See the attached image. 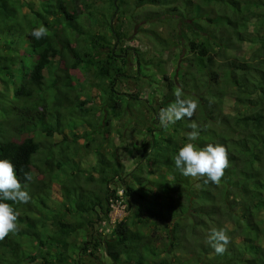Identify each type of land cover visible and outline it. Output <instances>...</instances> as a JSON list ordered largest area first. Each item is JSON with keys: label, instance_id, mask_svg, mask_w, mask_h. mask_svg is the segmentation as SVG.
I'll return each mask as SVG.
<instances>
[{"label": "trees", "instance_id": "16d2710c", "mask_svg": "<svg viewBox=\"0 0 264 264\" xmlns=\"http://www.w3.org/2000/svg\"><path fill=\"white\" fill-rule=\"evenodd\" d=\"M200 1L224 10L210 19L195 0H145L156 10L180 14L175 24L181 34H197L183 44L184 58L175 75H163L169 95L162 109L175 102L174 91L179 87L184 98L199 102L201 122L197 123L195 114L191 120L184 117L170 122L176 136L169 137L148 128L151 155L146 165L155 171L154 179L143 176L137 168L127 174L124 164L98 149L96 163L87 171L92 187L77 182L82 172L79 167L67 177L70 181L60 186L62 203L56 205L63 206L54 212L48 205L53 201L50 182L66 174L75 158L73 153L56 151L51 140L66 130L75 135L77 126L83 124L77 109L88 114L85 101L78 98L72 73L97 70L95 77L102 83L109 81L102 97L124 101L126 96L120 95L115 85L117 76L124 75L126 60L119 63L115 47L109 50L107 42L91 39L78 23L77 11L69 10L67 0H0V159L13 163L31 196L27 204L0 201L12 204L19 212L18 231L0 240V264L38 263L39 258L38 264H87L82 261L91 262L101 249L111 264H181V256L194 259L196 264H264V60L258 68L244 58L226 54L238 43L257 40L249 34L247 24H241L246 9L242 3L252 0ZM254 3L264 8V0ZM122 4L126 0H113L111 7ZM41 25L48 29V35L36 40L31 32ZM120 26L113 27L117 44L128 37ZM259 51L264 53V43ZM145 63L138 57L135 76L143 73ZM229 100L238 111L235 124L224 113L223 106ZM192 121L200 135L187 143L198 149L208 144L227 149L229 163L219 183L185 177L175 167L173 158L185 145L177 139L180 133L187 136ZM89 124L92 131L85 136L90 144L85 148L96 142L93 136L97 133L106 139L110 135V121H106V130L97 121ZM35 134L45 138L46 144L36 140ZM25 173L31 174V181H25ZM156 192L165 196L158 200ZM116 202L126 206L127 217L112 224ZM135 207L141 213L136 224H131L128 214ZM45 210L53 214L46 223ZM68 217L73 221H67ZM165 221L173 225L167 241L162 242L160 231L145 232L148 223ZM104 224L110 238L97 234V226ZM213 228H224L230 237L223 254H216L206 243ZM77 236L84 240L76 241ZM27 243L35 246V255L18 250Z\"/></svg>", "mask_w": 264, "mask_h": 264}, {"label": "rangeland", "instance_id": "374dc122", "mask_svg": "<svg viewBox=\"0 0 264 264\" xmlns=\"http://www.w3.org/2000/svg\"><path fill=\"white\" fill-rule=\"evenodd\" d=\"M240 1L244 2V0ZM254 1L252 0V3L249 2V4H246L247 1L242 3L245 5L243 10L244 8L246 9L244 10L245 14L241 17L243 19L241 24H247L249 34L257 38V40L255 42L238 43L226 54L228 57L244 58L250 66L260 68V62L264 60V53L261 54L259 51L260 45L264 43V8L261 9ZM195 2L201 5L203 13L209 16L210 19L215 18L218 13L224 10L220 5H205L200 0H195ZM67 3L70 11H77L79 15L78 23L86 28L89 35L91 34V39L99 43L102 41L104 43L107 42L109 50L115 47L114 51L117 54L116 59L119 63L122 59L126 60L122 66L124 75L117 76L115 89L120 95L126 96L122 98L129 104L124 103L123 100H112L114 96L111 99L107 95L102 97L103 89L108 88L109 81L105 80L102 83L100 78L95 77L98 73L97 70H92L90 73L82 71L72 73L76 91L79 93L78 98H80V101H85L84 108L88 111V114L77 109L76 114L81 119L83 118V121H81L83 124L77 126L75 135L71 130H66L64 135H55L54 139L51 140L56 151L73 153L75 158V163L72 161L70 167L66 168V174L61 173L59 179L54 177L56 180H51L50 182L53 184L51 189L53 201L49 202L48 205L54 212L57 211L55 210L57 207L62 208L63 206L62 204L56 205L62 203L60 186H65L64 183L70 181V178L68 180L67 177H71L72 173L79 167L82 172L79 173L77 182L82 183V186L89 184L92 187V180H90L91 177L87 171L95 165L97 158L95 157V151L98 149L109 153L113 160H118V162L124 164L127 174L132 173L137 168L139 173L143 172V176L152 179L156 178L155 171L146 165V159L151 155L150 134L147 130L152 127L155 129L154 132L156 134L161 133L165 137H169L170 134L176 136L171 124H168L167 127L161 125V110L166 107L167 96L169 95L167 88L164 86L163 75L166 73L175 75L181 60L184 58L182 55L183 44L187 43L189 39L197 38V34H181L179 32L175 21L181 19L180 14L171 12L169 9L156 10L147 5L145 0H126V4H122L120 7L115 6V9L111 7L113 0H67ZM174 15H177V17H173ZM232 16L239 19L238 15ZM119 25H121V29L127 30L125 34L128 37L117 44L113 39L115 37H113L112 33L113 27L117 29ZM256 29H258L259 33L256 32ZM89 35L86 36L88 41ZM246 36L248 34H245ZM79 40L85 42V39L79 38ZM213 41L217 42V40ZM72 43L73 46L77 45L76 41H72ZM138 57L146 60V63L143 73L135 76ZM148 61H150V64H148ZM161 61H163L162 65L156 66ZM154 64L156 67L153 66ZM138 96L141 98L140 100H138ZM196 102L197 104L199 103L198 101ZM172 104L173 102H170L169 106ZM223 109L224 113L229 116L230 121H234L233 124H235L234 117L238 111L234 108L233 103L229 100L223 106ZM170 115L174 119V114L165 112V118ZM195 117L198 120L197 123L201 122L199 104ZM96 121L103 126V130H106L108 126L106 121H110V126L107 128L110 131V135L106 139L104 138L105 136L97 133L93 136L96 142L90 148H85L87 144H90L89 139L85 136L86 133L92 131L89 123L95 125ZM35 136L36 140L46 144L45 138H39L40 136L36 134ZM178 138L180 139H177V143L180 145H184L189 141L185 133H180ZM75 141L78 142L76 143ZM73 155L69 158H72ZM156 193L159 196L158 200L165 196L163 193ZM35 196V200H38V195L36 194ZM23 210H27V214L32 219L36 218L35 214L30 213L27 207L24 206ZM137 210L136 207L132 208V213L128 214L131 217V224L133 222L136 224L140 216L141 212ZM134 211L136 212L134 213ZM44 215L47 217L46 223L52 219L53 214L45 210ZM116 217L117 214L113 212L111 215L113 224L125 219L127 214L123 215V217L120 216L117 220ZM142 218L143 221L146 219L143 216ZM70 220L73 221L68 217L67 221ZM106 226L105 224L102 227L97 226L98 236L105 234L108 238L111 237ZM148 226L145 232L152 234L154 231L156 233L160 231L158 235L162 236V242L167 241L166 236L169 230L172 231L173 229L170 221L157 225L150 222ZM77 237L75 238L76 241L84 240L80 236ZM261 244L264 245V240H262ZM18 250L26 251L27 253L33 252L35 255V246L28 243L24 244L23 247H19ZM92 258L89 263L87 260L82 261L81 259V261L87 264H111L103 249L95 252V256ZM181 260L183 261L181 264H196V261L188 256H181ZM39 261H41L40 258L37 262L39 263ZM174 263L177 264V261H174Z\"/></svg>", "mask_w": 264, "mask_h": 264}, {"label": "clouds", "instance_id": "9594fccd", "mask_svg": "<svg viewBox=\"0 0 264 264\" xmlns=\"http://www.w3.org/2000/svg\"><path fill=\"white\" fill-rule=\"evenodd\" d=\"M31 35L36 40H41L48 35V29L41 25L32 30ZM175 102L167 110H161V125L167 127L177 120L187 117L191 120L195 114L198 104L194 99L184 98L183 90L176 88L174 91ZM165 112L174 114L165 118ZM188 127L191 131L187 134L189 141H195L200 135L198 125L192 121ZM175 167L185 177L204 178V183H219L224 170L228 167L227 149L221 144H208L203 148H197L193 143L182 146L173 158ZM32 176L25 173V181H31ZM27 184H23L17 177L13 163L7 159H0V201H11L14 204H27L31 200L26 190ZM19 212L12 204L0 202V240L5 239L10 233L18 231ZM230 237L224 228L211 229L206 243L216 254H223Z\"/></svg>", "mask_w": 264, "mask_h": 264}, {"label": "built area", "instance_id": "2783aa9c", "mask_svg": "<svg viewBox=\"0 0 264 264\" xmlns=\"http://www.w3.org/2000/svg\"><path fill=\"white\" fill-rule=\"evenodd\" d=\"M123 192L120 191V195H122ZM112 208H113V211L112 213H116L117 214V217H116V220L117 218H119L120 216L123 217V215H126V206L123 205L121 202H116L115 204L112 205ZM111 213V215H112ZM112 222V221H111ZM116 223V222H115ZM113 224V223H112Z\"/></svg>", "mask_w": 264, "mask_h": 264}]
</instances>
